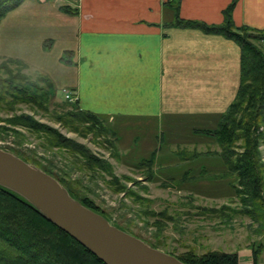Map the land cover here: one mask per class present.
<instances>
[{
  "label": "rangeland",
  "instance_id": "rangeland-1",
  "mask_svg": "<svg viewBox=\"0 0 264 264\" xmlns=\"http://www.w3.org/2000/svg\"><path fill=\"white\" fill-rule=\"evenodd\" d=\"M63 3L64 0H25L0 20V65L8 58L20 59L27 63V68L21 71L24 75L35 81L40 75L46 76L55 90L45 104L47 109L36 103L19 102L12 114L0 109V147L40 162L56 178L69 182L78 196L91 199L99 214L107 216L113 225L159 250L174 255L187 251L203 255L211 251L249 250L253 261V251L261 246L257 262L253 263L264 264V211H258L261 222L246 214L233 187L234 177L216 168L219 161L210 163L212 168L208 167L209 171L204 173L199 166L203 161L188 165L192 161L187 159L188 153L220 151L214 140L203 138L194 144L192 137L184 135L180 141L151 145L150 136L155 128L149 127L142 129L146 145L142 144V160L129 159V150L125 152L115 133L83 136L57 121L56 115L79 109L76 101L68 100L63 92L71 89L75 77V68L68 62L75 61L74 56H69L74 49L73 25L66 22ZM9 67L16 73L15 64ZM20 114L31 115L83 144L95 157L108 161L113 174L85 168L78 155L48 147L42 134L23 126L13 127V131L24 134L23 138L13 131L2 130L10 127L7 122L10 118ZM177 122L181 125L179 130L188 124L186 120ZM263 129L264 126L260 127V131ZM139 132L136 128L129 133ZM152 148L160 149L167 159L155 161L151 167L141 164L151 157ZM259 150L264 163V141ZM119 185L125 188L117 191Z\"/></svg>",
  "mask_w": 264,
  "mask_h": 264
},
{
  "label": "crops",
  "instance_id": "crops-1",
  "mask_svg": "<svg viewBox=\"0 0 264 264\" xmlns=\"http://www.w3.org/2000/svg\"><path fill=\"white\" fill-rule=\"evenodd\" d=\"M64 1L63 6L75 9L65 18L73 25L71 91L76 106L104 120L125 152L129 150V159L142 160V129L149 127L155 128L151 145L180 141L184 135L194 144L212 139L195 130L214 129L234 99L240 48L221 35L175 21L220 24L232 0ZM232 20L236 26L264 29V0H236ZM182 120L188 124L179 130L177 121ZM136 128L139 133H129ZM151 150L155 161L167 159L160 149ZM187 156L192 160L188 165L203 161L202 173L213 161L225 171L219 150ZM249 252L237 251L239 264H254Z\"/></svg>",
  "mask_w": 264,
  "mask_h": 264
},
{
  "label": "trees",
  "instance_id": "trees-1",
  "mask_svg": "<svg viewBox=\"0 0 264 264\" xmlns=\"http://www.w3.org/2000/svg\"><path fill=\"white\" fill-rule=\"evenodd\" d=\"M24 1L0 0V20ZM235 3L236 0H232L223 10V22L220 24H206L181 18H177L175 24L180 27L198 29L205 34L221 35L240 48V78L234 99L214 129H196L195 133L209 136L217 144L225 166L224 174L234 177L233 187L242 200L243 210L254 220L261 222L262 218L258 215V211H264V163L259 150L260 144L264 141V129L260 131V127L264 126V29L236 26L232 20ZM61 9L66 14H75V9L67 6H62ZM69 56H74L73 50L69 51ZM68 62L75 65L72 59ZM11 64L17 66L16 73L10 69ZM25 68L27 63L20 59L8 58L1 63L0 73L5 74V76L0 74V103H2L0 109L2 111L14 113L16 102L36 103L47 109L45 104L47 105L50 95L55 91L52 81L43 75H40L36 81L31 80L29 76L21 72ZM56 119L63 126L80 132L83 136L87 134L101 136L107 132L113 134L104 120L89 111L77 109L56 115ZM7 122L10 127H2L5 132L15 130L14 126H23L38 135L42 134L48 147L66 149L72 155H78L83 160L85 168L93 172L100 169L113 174L108 161L95 157L83 144L63 136L56 128L37 121L31 115H15ZM13 132L21 138L24 137V134L18 131ZM8 151L14 153L12 150ZM19 157L56 178L40 162ZM154 163V156L141 162L149 167ZM56 179L73 198L85 207L101 213L91 199L78 196L77 190L69 182L60 177ZM113 179L118 181L116 178ZM117 188V191H120L125 187L119 185ZM104 217L108 219L107 216L104 215ZM261 250L262 247L259 246V249L253 251L254 263L257 262ZM174 256L185 264L239 263L237 253L221 251H211L203 255L187 251ZM0 264L104 263L49 222L22 197L0 186Z\"/></svg>",
  "mask_w": 264,
  "mask_h": 264
},
{
  "label": "water",
  "instance_id": "water-1",
  "mask_svg": "<svg viewBox=\"0 0 264 264\" xmlns=\"http://www.w3.org/2000/svg\"><path fill=\"white\" fill-rule=\"evenodd\" d=\"M0 186L22 197L104 264H185L113 225L73 198L56 178L2 148Z\"/></svg>",
  "mask_w": 264,
  "mask_h": 264
},
{
  "label": "built area",
  "instance_id": "built-area-1",
  "mask_svg": "<svg viewBox=\"0 0 264 264\" xmlns=\"http://www.w3.org/2000/svg\"><path fill=\"white\" fill-rule=\"evenodd\" d=\"M63 92L65 93V97L68 99V100H73L75 101L76 98L75 96L73 95V93L70 91V90H63Z\"/></svg>",
  "mask_w": 264,
  "mask_h": 264
}]
</instances>
